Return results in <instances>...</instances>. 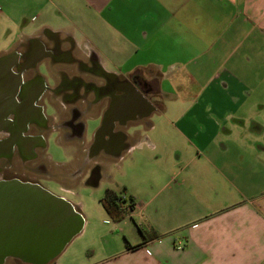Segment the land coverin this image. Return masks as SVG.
Instances as JSON below:
<instances>
[{
    "label": "crops",
    "instance_id": "crops-1",
    "mask_svg": "<svg viewBox=\"0 0 264 264\" xmlns=\"http://www.w3.org/2000/svg\"><path fill=\"white\" fill-rule=\"evenodd\" d=\"M0 14L15 28L0 58L38 47L23 77L53 89L48 123L96 124L82 143L56 138L81 158L50 170L97 166L98 184L129 160L133 207L107 217L132 237L61 264H264V0H0Z\"/></svg>",
    "mask_w": 264,
    "mask_h": 264
},
{
    "label": "flooded vegetation",
    "instance_id": "flooded-vegetation-1",
    "mask_svg": "<svg viewBox=\"0 0 264 264\" xmlns=\"http://www.w3.org/2000/svg\"><path fill=\"white\" fill-rule=\"evenodd\" d=\"M35 47L38 48L31 44L0 58V180H16L42 187L43 180H55L50 170L55 159L47 152L50 142L55 143L56 138L64 142L75 134L79 137L77 142L82 143L86 124L70 120L48 123L47 109L54 110V105L46 96H52L53 89L48 84H40L36 78L23 77L26 69L39 62ZM55 47L53 45V49ZM93 70L97 72V69ZM110 87L107 85V89ZM93 88L94 101H99L104 87L94 85ZM151 89L148 84H138V106H143V98L146 100ZM67 128L72 130L71 134L67 133ZM66 164L59 162L57 165ZM80 167L81 171L84 170L85 162ZM97 175V166H94L87 181L94 182Z\"/></svg>",
    "mask_w": 264,
    "mask_h": 264
},
{
    "label": "water",
    "instance_id": "water-1",
    "mask_svg": "<svg viewBox=\"0 0 264 264\" xmlns=\"http://www.w3.org/2000/svg\"><path fill=\"white\" fill-rule=\"evenodd\" d=\"M82 224L65 198L40 186L0 180V264L9 257L48 264L81 231Z\"/></svg>",
    "mask_w": 264,
    "mask_h": 264
},
{
    "label": "rangeland",
    "instance_id": "rangeland-1",
    "mask_svg": "<svg viewBox=\"0 0 264 264\" xmlns=\"http://www.w3.org/2000/svg\"><path fill=\"white\" fill-rule=\"evenodd\" d=\"M1 17L2 16L0 14V18ZM14 29V26H7V24H4V22H0V33H3L6 37H8L3 40L0 39V46H2V44L3 46H7L12 43V31ZM86 125L89 134L96 124L93 122H88ZM48 153H50V156H52V158L55 160L68 162V166L70 167H76L79 165L81 158V156L78 157L79 155L71 156L64 154L63 147L52 142L49 144ZM128 161L129 160L126 159V161L121 162V164H123L121 167L118 166V162H113L106 172H102V179L98 184H89L87 182V178L90 175L88 170L83 172L84 175H78L74 177L67 172L63 174L61 167L52 166L51 171L55 180H43L41 184L42 187L54 195L64 197L72 204H76L83 217L81 231L75 237H73L72 240L62 250V252L52 260L53 262L61 264L66 259H68L70 254L78 255L79 250H83V254L97 252V250L103 245V241H108V243L112 246L118 245L119 243L123 242V236L125 234L129 237H132L130 230L129 232H119V226H115L111 219L107 217V213L100 203V199L105 196L107 189H110L119 195H123L128 200V191L124 190L122 184V182L127 178L124 170ZM104 219L107 220V225L103 222ZM128 220L132 224L131 230H133V228H135V222L131 219ZM120 229L123 228L120 227ZM109 230L113 233H110ZM66 250L69 251L67 252ZM3 264L31 263H23V261L19 258L9 257L4 261Z\"/></svg>",
    "mask_w": 264,
    "mask_h": 264
},
{
    "label": "trees",
    "instance_id": "trees-1",
    "mask_svg": "<svg viewBox=\"0 0 264 264\" xmlns=\"http://www.w3.org/2000/svg\"><path fill=\"white\" fill-rule=\"evenodd\" d=\"M118 198H119V194L113 192L110 189H107L105 196L100 199V203H101L103 209L106 211V213L109 215V217L114 221L121 219L129 211L128 209H126L122 205V201H119ZM129 200H130V209H131L133 207V202H132L131 198ZM74 209L76 210V212L80 215V217L83 220V217H82L79 209L75 206H74ZM140 233H141L144 241L159 238L163 235L162 233H159L154 229L147 230L144 228H140ZM125 245H126V249H132V248H135L141 244L130 245L128 243V241H126Z\"/></svg>",
    "mask_w": 264,
    "mask_h": 264
},
{
    "label": "built area",
    "instance_id": "built-area-1",
    "mask_svg": "<svg viewBox=\"0 0 264 264\" xmlns=\"http://www.w3.org/2000/svg\"><path fill=\"white\" fill-rule=\"evenodd\" d=\"M119 201H122V205L126 208V209H128V210H130V202H128V203H124L127 199H126V197H124L123 195H119Z\"/></svg>",
    "mask_w": 264,
    "mask_h": 264
}]
</instances>
